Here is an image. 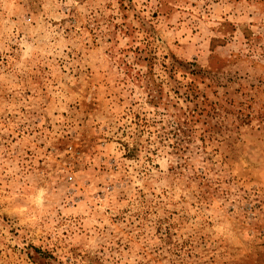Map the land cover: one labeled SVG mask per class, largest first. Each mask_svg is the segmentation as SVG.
<instances>
[{
  "label": "rangeland",
  "instance_id": "rangeland-1",
  "mask_svg": "<svg viewBox=\"0 0 264 264\" xmlns=\"http://www.w3.org/2000/svg\"><path fill=\"white\" fill-rule=\"evenodd\" d=\"M0 264H264V0H0Z\"/></svg>",
  "mask_w": 264,
  "mask_h": 264
}]
</instances>
